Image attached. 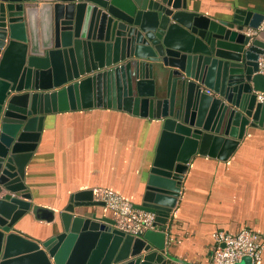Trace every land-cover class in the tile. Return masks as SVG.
Returning a JSON list of instances; mask_svg holds the SVG:
<instances>
[{
    "label": "water",
    "instance_id": "95a60500",
    "mask_svg": "<svg viewBox=\"0 0 264 264\" xmlns=\"http://www.w3.org/2000/svg\"><path fill=\"white\" fill-rule=\"evenodd\" d=\"M263 20L246 9L212 18L187 0H0V264H196L167 251V222L194 155L227 159L248 127H264V41L248 33ZM93 107L161 121L145 191L131 203L155 214L141 235L99 216L105 203L92 190L57 212L33 206L26 167L45 115ZM33 210L53 223L51 236L20 227Z\"/></svg>",
    "mask_w": 264,
    "mask_h": 264
},
{
    "label": "crops",
    "instance_id": "0c3cea01",
    "mask_svg": "<svg viewBox=\"0 0 264 264\" xmlns=\"http://www.w3.org/2000/svg\"><path fill=\"white\" fill-rule=\"evenodd\" d=\"M190 9L221 19L236 9L264 14V0H187ZM40 8V7H39ZM35 19L36 39L46 36V14ZM257 37L264 41V31ZM161 135V121L107 108L65 110L45 115L37 148L27 164L25 182L34 208L55 212L71 194L108 189L136 204L146 188ZM99 216L113 218L106 206ZM35 210L20 227L35 238L53 233V223ZM159 228V227H157ZM243 228L261 235L264 264V127H248L237 149L219 159L196 154L184 176L180 196L167 222V251L196 264H210L214 233ZM245 264V262H241Z\"/></svg>",
    "mask_w": 264,
    "mask_h": 264
},
{
    "label": "built area",
    "instance_id": "2783aa9c",
    "mask_svg": "<svg viewBox=\"0 0 264 264\" xmlns=\"http://www.w3.org/2000/svg\"><path fill=\"white\" fill-rule=\"evenodd\" d=\"M264 31V20L258 28H250L248 33L257 36ZM259 72L264 76V52L259 58ZM262 99L263 95H259ZM100 199L112 212L115 227L126 233L138 236L154 228L155 214L137 209L117 192L104 189ZM215 244L210 264H237L244 257L251 258V264H258L263 250L261 235L253 230L243 228L232 233L218 230L214 233Z\"/></svg>",
    "mask_w": 264,
    "mask_h": 264
},
{
    "label": "trees",
    "instance_id": "16d2710c",
    "mask_svg": "<svg viewBox=\"0 0 264 264\" xmlns=\"http://www.w3.org/2000/svg\"><path fill=\"white\" fill-rule=\"evenodd\" d=\"M238 232V231H237Z\"/></svg>",
    "mask_w": 264,
    "mask_h": 264
}]
</instances>
